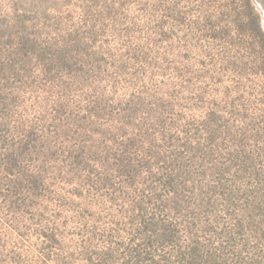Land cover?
I'll use <instances>...</instances> for the list:
<instances>
[{"label":"rangeland","instance_id":"1","mask_svg":"<svg viewBox=\"0 0 264 264\" xmlns=\"http://www.w3.org/2000/svg\"><path fill=\"white\" fill-rule=\"evenodd\" d=\"M189 249L264 254V0H0V264Z\"/></svg>","mask_w":264,"mask_h":264},{"label":"trees","instance_id":"2","mask_svg":"<svg viewBox=\"0 0 264 264\" xmlns=\"http://www.w3.org/2000/svg\"><path fill=\"white\" fill-rule=\"evenodd\" d=\"M204 251L195 249H189V252L178 251L174 254H167L165 259L169 264H234L238 259H241L245 264H264V254L245 258L243 252L231 251V255L222 251H212L210 254H204ZM196 255L201 257L202 261L196 260Z\"/></svg>","mask_w":264,"mask_h":264}]
</instances>
